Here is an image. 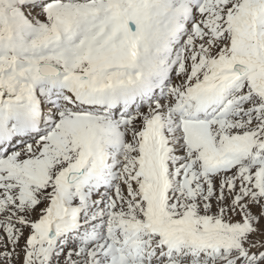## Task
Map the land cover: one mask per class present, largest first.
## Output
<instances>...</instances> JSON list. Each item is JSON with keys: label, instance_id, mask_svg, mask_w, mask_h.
I'll return each mask as SVG.
<instances>
[{"label": "snow or ice", "instance_id": "snow-or-ice-1", "mask_svg": "<svg viewBox=\"0 0 264 264\" xmlns=\"http://www.w3.org/2000/svg\"><path fill=\"white\" fill-rule=\"evenodd\" d=\"M0 264H264V0H0Z\"/></svg>", "mask_w": 264, "mask_h": 264}]
</instances>
